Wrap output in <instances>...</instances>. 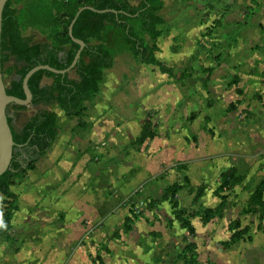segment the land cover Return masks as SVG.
<instances>
[{"label": "rangeland", "instance_id": "1", "mask_svg": "<svg viewBox=\"0 0 264 264\" xmlns=\"http://www.w3.org/2000/svg\"><path fill=\"white\" fill-rule=\"evenodd\" d=\"M162 2L161 36L133 22L153 64L108 24L114 66L75 115L9 110L54 111L57 137L0 190V264H264V0ZM67 4L13 1L42 44Z\"/></svg>", "mask_w": 264, "mask_h": 264}, {"label": "trees", "instance_id": "2", "mask_svg": "<svg viewBox=\"0 0 264 264\" xmlns=\"http://www.w3.org/2000/svg\"><path fill=\"white\" fill-rule=\"evenodd\" d=\"M13 1L8 0L3 10L1 67L3 75L8 73L18 76L7 88V94L18 98H25L23 79L33 67L46 64L58 70H65L71 65L80 46L70 38L68 28L81 7L92 6L98 10H110L97 13L85 9L79 14L73 26V35L84 41L85 47L76 66L65 74L47 70L33 74L28 81L33 96L31 106L56 104L66 115L71 116L77 113L90 94L100 91L104 71L114 66V57L110 49L103 44V35L108 24L122 31L123 43L142 64L154 63L148 56L149 49L145 39L138 34L133 22L139 23L141 30L153 38L161 36L159 26L165 24L161 15L164 7L162 0H140L137 6L132 5L129 0H68L69 6L67 4L61 13L64 18L62 35L55 42L46 44L34 43L32 37L23 34V13L13 6ZM93 40L99 43L93 44ZM12 60L13 64L6 67ZM12 107L22 110L27 106H7V117L15 146L10 166L0 176V190L8 185L12 178L29 170L57 137V114L54 111L40 110L29 116L21 127L16 129L14 122L18 120L19 115L9 112ZM2 212L3 203L0 199V235L6 232Z\"/></svg>", "mask_w": 264, "mask_h": 264}, {"label": "water", "instance_id": "3", "mask_svg": "<svg viewBox=\"0 0 264 264\" xmlns=\"http://www.w3.org/2000/svg\"><path fill=\"white\" fill-rule=\"evenodd\" d=\"M8 0H0V176L3 175L9 168L10 163L13 158V149L15 146V142L13 140V134L10 127V124L8 122L7 117V106L9 104H16L20 106H29L32 103V92L29 88L28 81L31 78L33 74L40 70H47L53 73H61L65 74L74 69L76 66L80 56L81 52L85 47V42L77 39L73 35V26L76 22V19L78 18L79 14L87 9L91 10L97 13H105L110 10H98L95 9L92 6H83L81 7L75 17L73 18L71 24L68 28V33L70 38L73 40V42L77 43L80 48L77 51L71 65L65 69V70H58L56 68L51 67L50 65H37L33 67L31 70L28 71V73L25 75L23 79V90L25 93V98H18L16 96H12L7 94V87L4 82L3 73H2V67H1V33H2V18H3V10Z\"/></svg>", "mask_w": 264, "mask_h": 264}]
</instances>
